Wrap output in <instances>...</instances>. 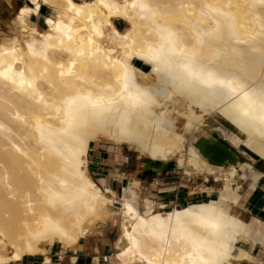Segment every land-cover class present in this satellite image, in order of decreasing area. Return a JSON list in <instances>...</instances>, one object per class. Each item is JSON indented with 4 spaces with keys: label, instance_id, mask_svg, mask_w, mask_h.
I'll list each match as a JSON object with an SVG mask.
<instances>
[{
    "label": "bare ground",
    "instance_id": "1",
    "mask_svg": "<svg viewBox=\"0 0 264 264\" xmlns=\"http://www.w3.org/2000/svg\"><path fill=\"white\" fill-rule=\"evenodd\" d=\"M185 65L242 87L226 95ZM262 89L264 0H28L0 38V264H50L48 247H82L116 212L115 252L92 264H264V220L245 210L264 192ZM101 139L153 176L220 186L167 209L133 180L116 205L121 182L89 169Z\"/></svg>",
    "mask_w": 264,
    "mask_h": 264
},
{
    "label": "rangeland",
    "instance_id": "2",
    "mask_svg": "<svg viewBox=\"0 0 264 264\" xmlns=\"http://www.w3.org/2000/svg\"><path fill=\"white\" fill-rule=\"evenodd\" d=\"M42 12L46 13L47 10L44 8L42 9ZM121 26L124 27V24L121 23ZM205 124L209 123L211 121L209 116H206L205 118ZM98 144H101L103 146H107L102 149L103 151V156H106L109 158L108 164L109 168L105 167L106 174L108 177V174H112V182L115 184L116 181H120V187L118 189V194H117V203L116 205L121 204V199L123 195V186H128L131 181L133 180H138L140 182L139 187H135V189L140 193V195H149L152 199L156 200V197L160 195L161 193V181L163 180H175L177 183L181 184L183 180V173H168L165 175L161 176H153L147 172L144 171V169L141 166L142 163V157L140 155V152L135 149L133 146L129 145H123V146H118V145H112L111 143L107 142L104 139H101ZM242 155V160H245V157ZM90 172L94 179H98L100 175L96 173V170L93 168H90ZM211 181H206L204 175L200 176H191L189 180L187 181V185L191 190H196L198 192V197H196L193 201L196 200H205L209 198V193L204 192L202 187L203 186H212V187H219L220 184H216L213 181V178L210 177ZM99 182V181H98ZM102 186L105 185V183H101ZM186 204V201H179L175 202L173 204H170L167 209L172 208L173 206L176 205H184ZM261 204V203H260ZM258 209L256 208V205L251 206L250 211L260 217V213H262V205ZM157 205V204H156ZM260 214V215H259ZM261 218V217H260ZM264 220V219H263ZM121 221V215L119 212L114 213L113 215L110 216H103L102 218H99L94 221L92 225V238H95V241L99 240H107L109 239L111 241V246L108 252L110 254H113L115 252V242L120 234V228L119 224ZM262 248L258 246L254 254H256L258 257L263 258L264 260V251L261 250ZM140 264V263H136Z\"/></svg>",
    "mask_w": 264,
    "mask_h": 264
},
{
    "label": "crops",
    "instance_id": "3",
    "mask_svg": "<svg viewBox=\"0 0 264 264\" xmlns=\"http://www.w3.org/2000/svg\"><path fill=\"white\" fill-rule=\"evenodd\" d=\"M27 2L28 0H0V38L2 37L3 32L9 30L10 23L19 8L27 4ZM142 64L143 63H141V65ZM105 147L107 146L98 144L90 151L89 154V169L93 168L96 170V173L100 175L97 181L101 183H107L106 170H109L105 169V167L109 168V158L103 156L102 151ZM160 194L167 197V203L169 205L179 201H186L187 204L198 197V192L196 190L191 193V189L188 186H183L182 184L177 183V181L171 192L167 191L166 193ZM158 197L159 195L156 197V200H158ZM259 204L260 206L262 205V213L259 215L262 219H264V192L261 190H259L251 199H249V201H247L245 210L252 213L250 211L251 206L254 207V205H256L257 208ZM259 208L260 207H258V209ZM95 240L96 239L93 240L92 237L87 241L82 240L83 246L77 247L73 251L64 250L63 247H60L57 244L51 245L48 247V255L51 259L50 264H92V260L97 254L99 255L102 263L106 262V256L110 255L108 251L111 250V244L108 245L107 240ZM45 258V255L25 256L22 260L10 264H46Z\"/></svg>",
    "mask_w": 264,
    "mask_h": 264
},
{
    "label": "snow or ice",
    "instance_id": "4",
    "mask_svg": "<svg viewBox=\"0 0 264 264\" xmlns=\"http://www.w3.org/2000/svg\"><path fill=\"white\" fill-rule=\"evenodd\" d=\"M184 67L188 70V75L192 77L196 82L204 84L209 87L216 85L226 95L234 94L237 92L239 88L242 87V85H240L237 81L220 79V78L215 77L210 72L207 73L206 75H201L200 73L189 69L187 65H185ZM61 76H63V73H61ZM243 97L246 101H249L250 108L253 105H255L256 102L254 100H251L248 92H244ZM259 108L261 110V115L259 119L261 120V122H264V89H262L261 94H260ZM244 115L246 116L249 115L248 109L244 110Z\"/></svg>",
    "mask_w": 264,
    "mask_h": 264
},
{
    "label": "trees",
    "instance_id": "5",
    "mask_svg": "<svg viewBox=\"0 0 264 264\" xmlns=\"http://www.w3.org/2000/svg\"><path fill=\"white\" fill-rule=\"evenodd\" d=\"M136 63L138 64V65H140V66H142V67H144L145 69H147L148 67L147 66H144V65H141V61H136Z\"/></svg>",
    "mask_w": 264,
    "mask_h": 264
}]
</instances>
